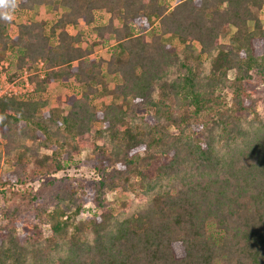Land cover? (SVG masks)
Returning a JSON list of instances; mask_svg holds the SVG:
<instances>
[{"label": "trees", "instance_id": "1", "mask_svg": "<svg viewBox=\"0 0 264 264\" xmlns=\"http://www.w3.org/2000/svg\"><path fill=\"white\" fill-rule=\"evenodd\" d=\"M173 1L17 0L13 18L49 8L13 35L0 19L9 78L44 62L33 92L0 97V137L17 141L0 151V186L78 166L83 151L98 175L6 199L0 264H264V114L251 89L264 81V0ZM79 21L87 32H72ZM47 85L73 87L67 110L44 109ZM129 98L142 113L116 102ZM116 190L135 196L113 209Z\"/></svg>", "mask_w": 264, "mask_h": 264}, {"label": "rangeland", "instance_id": "2", "mask_svg": "<svg viewBox=\"0 0 264 264\" xmlns=\"http://www.w3.org/2000/svg\"><path fill=\"white\" fill-rule=\"evenodd\" d=\"M168 1H170V3L174 2L173 0H168ZM48 8L49 7H45V6H41V5H35L31 11L30 15H27L25 17H14L11 22L7 23L6 24V31L13 35L15 32V29H16L15 27L18 23L26 22V21H28V22L29 21H35L38 19H44L46 16H48V11H47ZM115 24L119 25L117 22ZM262 24L264 25V16L262 18ZM88 30L89 29H87L83 26L82 21H79L78 25H76L75 28L72 29V32L73 33H85ZM165 40L167 42H169L175 50H177L179 52L183 51V44L179 43L176 38H167L166 37ZM112 41H114V40H112ZM192 49H193L194 53L198 52V44H196V42L193 43ZM104 52H106V49L99 50V51L95 52L94 54L99 55L100 53H104ZM3 61H4V63L0 64L2 67L0 70V74L2 75L5 73L8 75L9 74L8 73V71H9L8 66H7V68H4L7 61H5V60H3ZM7 65H8V63H7ZM24 70H27L29 75L35 74V73H36V75H38L39 71L42 72V67H39L37 65V61H36V63H34L33 68L31 70L23 68L22 72H20L21 74L19 73L20 75L18 74V76H15L13 78L8 77V79H10V81H15V84L18 87L19 86L21 87V84H23V80H24V77H22ZM227 75L229 78H232L234 76V73H233V71H230ZM41 77H40V75L35 76L34 80L31 83L34 84L36 82V78L40 79ZM107 80H108V82H111L109 77H107ZM28 87L30 88V85ZM33 87H34V85H32V88ZM72 88L63 90V88H61L57 85H47V89H48L47 93L40 95V96H43L44 98H46L47 104L44 107V109H50V108H53L56 105L60 104L63 107V109L67 110L68 105H66L60 101L63 100L64 95L71 94L73 92ZM18 89H20V88H18ZM251 89L253 91L254 96L258 99L257 100V110L261 115H263L264 114V81L253 82ZM33 91L34 90H32V92ZM223 93L226 95L227 100H229L230 96H231L230 90L228 88H226L223 91ZM38 97H39V95H38ZM98 102H99L98 104H101L102 99H99ZM116 102L118 104H122V107L126 110L133 109L137 106L131 100V98H129L127 100V102H122L121 99H116ZM139 108H141V107L137 106V108H136L137 112L142 113V108L141 109H139ZM16 143H17V141H13V140H11V138L0 137V151H1L2 155L5 154V148L7 146L8 147L14 146V144H16ZM24 144L26 146H28L29 148L34 149L33 143L29 139H25ZM86 155H87L86 151L85 152L83 151L81 153V155L75 156V159L80 157V159L83 162L78 166H71V167H68L65 169L57 170V171L49 173L45 176L38 175L36 177L30 178L29 180L27 179V181H25V182H13V183H9V184L0 186V210L5 209L6 199L11 197L13 193H16V192L22 193L24 191L29 192V193H35L40 188V185L44 181H46L47 179H50V178H54V179L71 178V179H82V180L86 179L88 181L96 180V178L98 177L97 172L93 171V168L90 164L85 163L83 161V159H85ZM10 169H11V167L9 165L2 163L0 173L7 172ZM134 196H135V194L133 192H121L119 190H116V191L107 193L106 194V200L110 204V206L113 207V209H116V208H118V206L122 202H128L131 199H133ZM86 207H91V204L88 203L86 205ZM84 218H85V215H82V214H79L77 216L78 221H82V220H84ZM6 223H7V220L0 216V225L2 226V225H5ZM22 231H23V227H19L17 229L18 233H21ZM43 233L45 235H47L48 231L44 228Z\"/></svg>", "mask_w": 264, "mask_h": 264}, {"label": "built area", "instance_id": "3", "mask_svg": "<svg viewBox=\"0 0 264 264\" xmlns=\"http://www.w3.org/2000/svg\"><path fill=\"white\" fill-rule=\"evenodd\" d=\"M3 64L4 61L0 60V64ZM37 65L39 67H42L44 65V62L39 60L37 62ZM1 65H0V70H1ZM4 68H7V62L4 66ZM41 72V71H39ZM31 75V74H30ZM42 76V74L40 75ZM24 80H23V84H21V87L17 86L15 84V81H10V79H8V75L7 74H0V97H2L3 95L6 96H12V95H18V94H27L29 92H32L33 88H32V83L29 81V73L27 72V70L23 71V76ZM30 85V88L28 87ZM20 89H18V88ZM28 87V88H27ZM88 213V211H82L81 214L82 215H86Z\"/></svg>", "mask_w": 264, "mask_h": 264}, {"label": "clouds", "instance_id": "4", "mask_svg": "<svg viewBox=\"0 0 264 264\" xmlns=\"http://www.w3.org/2000/svg\"><path fill=\"white\" fill-rule=\"evenodd\" d=\"M16 5L17 0H0V19L11 21L13 19L11 11L15 9Z\"/></svg>", "mask_w": 264, "mask_h": 264}]
</instances>
